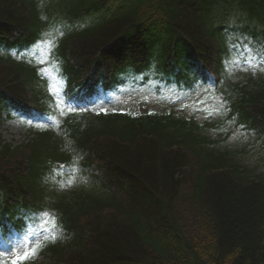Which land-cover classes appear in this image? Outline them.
Masks as SVG:
<instances>
[{
	"label": "trees",
	"instance_id": "obj_1",
	"mask_svg": "<svg viewBox=\"0 0 264 264\" xmlns=\"http://www.w3.org/2000/svg\"><path fill=\"white\" fill-rule=\"evenodd\" d=\"M41 54L72 97L94 79L186 86L215 102L210 125L240 128L264 160V0H0V109L55 107ZM181 107L76 112L58 133L0 141V228L25 209L67 232L66 245L53 235L32 254L53 264H264V175Z\"/></svg>",
	"mask_w": 264,
	"mask_h": 264
},
{
	"label": "rangeland",
	"instance_id": "obj_2",
	"mask_svg": "<svg viewBox=\"0 0 264 264\" xmlns=\"http://www.w3.org/2000/svg\"><path fill=\"white\" fill-rule=\"evenodd\" d=\"M258 53L254 57H258ZM264 56L259 57L258 62L262 61L264 63ZM212 79V77H211ZM163 85V89L158 86ZM132 94L128 92L125 94L126 100H117L114 104L116 108L127 109L130 108L135 111H144L149 108L155 112H163L179 101L188 102L190 105L195 103L200 104L204 101V105L195 106L192 108H186V114L194 116L195 118H201L205 113H208L209 102L203 95L199 93L198 97H191L184 95L180 97L179 86L168 85L165 82H160L153 84L150 88L142 89ZM184 104V103H183ZM29 133L26 131L24 123L16 114L13 117H8L5 112L0 114V140L6 143H11L15 146L20 145L22 142L28 140ZM223 139H220V141ZM222 148L234 151L241 155V160L247 162L246 165L254 169L256 173L264 175V161H262L261 156L257 153V148L255 147V142L252 137H248L243 132H236L230 134L225 138V142L221 143ZM243 155V156H242ZM29 219H33L32 216ZM56 232L53 229L49 230L44 228L43 225H39L35 221H31L24 231H13L8 236V240H1V248L3 252H12L8 254H22L27 251L32 243L39 240L42 236L52 235ZM61 238L67 239V236L62 233ZM0 264L2 261L0 260ZM37 264H50L49 257H40L37 260Z\"/></svg>",
	"mask_w": 264,
	"mask_h": 264
},
{
	"label": "snow or ice",
	"instance_id": "obj_3",
	"mask_svg": "<svg viewBox=\"0 0 264 264\" xmlns=\"http://www.w3.org/2000/svg\"><path fill=\"white\" fill-rule=\"evenodd\" d=\"M259 67H264V64L259 65ZM222 106H226V105H222ZM45 122H51L50 118L47 119ZM52 238L55 239V236H53ZM30 254H34V253H30L29 251H24L22 255L15 256V258L11 260L10 264H22L23 261L30 258Z\"/></svg>",
	"mask_w": 264,
	"mask_h": 264
}]
</instances>
